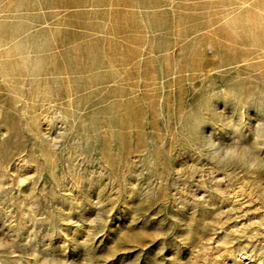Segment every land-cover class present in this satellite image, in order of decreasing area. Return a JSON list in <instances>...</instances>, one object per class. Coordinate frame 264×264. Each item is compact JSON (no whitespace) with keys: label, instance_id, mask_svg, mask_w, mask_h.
Wrapping results in <instances>:
<instances>
[{"label":"rangeland","instance_id":"1","mask_svg":"<svg viewBox=\"0 0 264 264\" xmlns=\"http://www.w3.org/2000/svg\"><path fill=\"white\" fill-rule=\"evenodd\" d=\"M0 264H264V0H0Z\"/></svg>","mask_w":264,"mask_h":264}]
</instances>
